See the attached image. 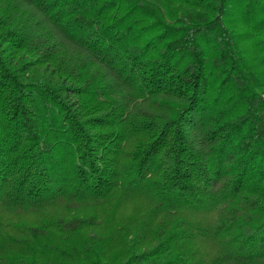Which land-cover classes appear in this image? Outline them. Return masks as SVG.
<instances>
[{
    "label": "trees",
    "instance_id": "trees-1",
    "mask_svg": "<svg viewBox=\"0 0 264 264\" xmlns=\"http://www.w3.org/2000/svg\"><path fill=\"white\" fill-rule=\"evenodd\" d=\"M0 264H264V0H0Z\"/></svg>",
    "mask_w": 264,
    "mask_h": 264
},
{
    "label": "rangeland",
    "instance_id": "rangeland-1",
    "mask_svg": "<svg viewBox=\"0 0 264 264\" xmlns=\"http://www.w3.org/2000/svg\"><path fill=\"white\" fill-rule=\"evenodd\" d=\"M233 20L236 21H242L240 18L238 19V16H236ZM243 22V21H242ZM256 35V33H255ZM253 38V42H255L254 40L257 38L256 36L251 35V39ZM255 52L252 48H251V52H249L251 54V58H255ZM129 209V207H128ZM85 211V210H84ZM43 218L42 213L38 214V213H33V214H27V215H22L21 216V220H26V222H30V221H35L38 220L39 218Z\"/></svg>",
    "mask_w": 264,
    "mask_h": 264
}]
</instances>
